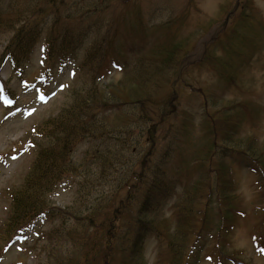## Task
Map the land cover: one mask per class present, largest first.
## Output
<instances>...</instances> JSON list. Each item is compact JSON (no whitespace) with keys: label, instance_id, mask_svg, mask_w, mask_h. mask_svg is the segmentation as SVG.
<instances>
[{"label":"rangeland","instance_id":"1","mask_svg":"<svg viewBox=\"0 0 264 264\" xmlns=\"http://www.w3.org/2000/svg\"><path fill=\"white\" fill-rule=\"evenodd\" d=\"M235 3L236 0H56L58 15H53L44 0H0V264L65 263L79 243L77 237L85 219L113 209L126 196L128 185H123L133 171L139 172V159L145 163L151 160L152 167L163 163L166 167L167 162V170L172 174V169L181 161L171 154L178 142L180 145L184 140L194 143L203 134L201 122L207 110L221 106L219 104L225 100L252 101L258 115L255 124L246 122L252 124L246 125L247 135L254 136L258 144L264 146V32L261 29L264 0H249L245 8H250L253 15L248 14L251 19L244 18L243 24L250 30L246 36L253 34L251 38L256 44L245 41L244 48H237L243 55L239 59V66H244L239 75L242 90L224 89L217 82L212 67H190L183 76L188 88L185 84L179 86L177 121H172L174 125L155 123L160 126L151 140L146 129L152 124L150 117L155 119L157 115L134 109L127 102L129 94L139 90L123 81L121 66L125 60L127 67L143 57L147 62L158 64L160 49L169 40L185 43L181 46L188 52L182 55H186L183 62L202 59L205 45L212 36L216 34L221 38L224 31L232 30L236 19L229 17ZM55 16L60 21L59 27H69L75 35L83 36L85 50L96 44V50L102 55L105 53L99 61L95 85L89 86L86 74L74 67V63L78 65L83 60V47L73 61L63 59L62 55L46 59L45 34ZM24 20L40 26L43 34L31 46L27 58L17 64L20 68L16 70L3 54ZM243 24L236 29L239 38ZM87 30V34H83ZM222 46L215 53L218 57H223L226 49ZM92 78L89 73V80ZM155 81L160 82V79L157 77ZM88 87L90 93L95 94L92 99L85 92ZM152 90L150 86L153 93ZM165 91L160 88L156 97L162 99ZM74 106L75 111L67 113L73 111ZM75 112L83 119L82 125L91 126L77 130L83 134L74 138L69 157L70 173L44 193L46 210L43 214L27 223L22 231L4 238L2 233L12 211V195L28 193L26 180L36 158V143L38 146L46 144L39 130L51 125L46 131L48 137L57 136L56 122L61 115L65 114L67 123L71 124ZM183 119L187 120V125H181ZM180 129L189 131L187 140L185 137L183 140ZM190 149L192 145L186 152ZM186 152L184 160L191 153ZM233 157H228L226 162L233 173L240 214L235 215L228 232L219 240L215 238L213 225L207 232L204 229L197 248L190 250L197 229L185 247L188 255L184 263L233 264L228 260L233 256L243 264H264V252L256 245L260 240L264 243V188L259 189L257 176ZM181 196L179 187L165 196L163 214L166 218ZM131 197L135 205V197ZM138 198L140 201L141 193ZM126 223L128 225L124 219L125 227ZM122 230L120 237L124 234L122 239H125ZM217 250L224 253L222 257ZM142 256L146 264L171 262V255L158 254L157 241L152 235L145 238ZM118 258L117 254L114 264L119 263Z\"/></svg>","mask_w":264,"mask_h":264},{"label":"trees","instance_id":"2","mask_svg":"<svg viewBox=\"0 0 264 264\" xmlns=\"http://www.w3.org/2000/svg\"><path fill=\"white\" fill-rule=\"evenodd\" d=\"M248 3L249 0H236L233 13L230 12L229 17L234 16L233 19H236L232 30L224 31L221 38L216 34L212 36L205 45L203 58L200 60L183 62L186 55H182L188 52L181 46L185 43H172L169 40L160 49L158 64L147 62L145 57L131 67H127V61H124L121 66L123 81L130 82L139 90V92L132 91L127 102L133 105L134 109L138 108L142 112L147 111L157 115L155 119L150 117L153 121L146 129L148 140L154 137L153 132H156L155 130L161 124L174 125L172 121H177L179 95L181 96L179 86L185 84L184 72H188L190 67L194 65L199 69L205 66L212 67L217 82L224 89L242 90L239 75L244 66H239V59L243 55L241 49L237 50V48L245 46V41L253 46L256 44L251 38L253 34L247 38L246 34L250 30L248 31L243 24L244 18L251 19L248 15L251 13L250 8L245 9ZM44 5L48 7V11L52 10L53 15H58L56 14L58 11L56 0H44ZM241 24H243V29L241 38H239L236 29ZM59 25L60 21H57L55 16L45 34L47 59L56 55H62L63 59H74L79 56L82 47L84 48L83 36L79 37L71 28L59 27ZM261 29L264 32L263 25ZM87 32L88 30L83 34ZM42 34L40 26L33 22L28 24L27 20H24L21 26L14 31L7 47L4 48L3 57L8 58L17 66L19 62L27 58L31 46ZM222 45L226 46V49L223 51V57H218L215 53L220 46L223 48ZM104 56L105 53L102 55L96 50V44H91L87 50L84 48L83 60L76 70L86 74L89 86L95 85L94 81L99 74V61ZM89 73L93 75L90 80ZM169 76L171 77L167 78ZM157 77L160 82L155 81ZM150 86L153 87V93L150 92ZM185 86L188 88L189 85L185 84ZM160 88L166 90L162 99L156 97V92L160 91ZM74 90L71 91L72 94ZM85 92L90 99L95 96L90 93L89 87L85 89ZM218 97L225 100L222 96ZM219 105L221 106L207 110L201 122L203 134L194 143L186 142L184 137L187 140L190 133L187 129L184 132L180 129L183 132L181 134L184 143L181 142L180 145L178 142L171 154L176 155L178 159L181 158V161L179 166L172 169V174L167 170V162H165L166 167L164 163L152 167L151 160L145 163L142 158L139 159V172L133 171L127 184L123 185V187L128 185L129 190L126 196L118 201L113 209L100 213L101 215L98 212L91 214L85 219L80 237H77L79 243L74 247L71 257L63 264H114L117 254L119 255L118 264H146L142 252L147 235H152L156 239L158 254L164 252L167 256L171 255L170 264H187L186 261L184 263L188 255L185 247H188L189 237L197 229L199 230L196 232L195 240L189 246L190 250L197 248L202 232L204 229L207 232L212 225L215 227L217 240L228 232L232 220L236 214H240L241 210L238 206L240 204L238 196L235 193L233 173L226 160L234 156L233 158H236L239 163L244 164L250 172L257 176L256 183L263 191L264 146L259 145L254 136L247 135L246 125L252 124H246V122L249 120L255 124L258 115V109L252 101L225 100ZM212 108H214L213 105ZM72 110L67 113H73L75 106ZM73 118V123L68 124L66 115H61L56 122V128L54 127L59 131L57 136L48 137L46 131L52 128L51 125H44L39 130L38 134L41 136L43 134L46 144L38 146L36 143V159L26 180L30 190L28 193L13 194L12 211L2 233L4 238H10L22 231L27 223L43 214L46 210L43 205L44 193L49 192L62 181L65 175L70 173L69 157L73 150L74 138L83 134L80 135L77 130L83 131L91 126L82 125L83 123L80 122L83 119L77 116L76 112ZM155 123L160 125H155ZM181 125H187V120L183 119ZM92 132L93 130L90 135ZM49 140L52 142H48ZM190 145L192 149L186 152ZM181 147L185 149L184 152ZM185 152H191L186 160L183 158ZM34 174L36 177H33ZM177 187L181 189L182 196L173 203L170 216L166 218L163 214L164 202L167 198L165 196ZM137 192L138 195H136ZM131 195L135 197V205H133L134 202L132 203ZM193 203H196L195 207L192 206ZM124 219L128 222V225L125 224L127 227L122 224ZM119 221L122 223H118ZM121 230L125 233V239H122L124 234L122 238L120 237ZM256 244L264 251L262 240ZM219 250H217L218 255L222 257L224 253ZM228 260H231L233 264H243L235 260L233 256Z\"/></svg>","mask_w":264,"mask_h":264}]
</instances>
